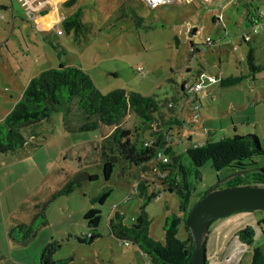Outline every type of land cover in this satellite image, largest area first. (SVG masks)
Masks as SVG:
<instances>
[{
	"label": "rangeland",
	"instance_id": "374dc122",
	"mask_svg": "<svg viewBox=\"0 0 264 264\" xmlns=\"http://www.w3.org/2000/svg\"><path fill=\"white\" fill-rule=\"evenodd\" d=\"M12 2L20 14L19 18L25 20V25L21 26L26 28L22 32L32 46V52L27 51L19 26L5 45L2 41L9 35L11 20L8 24L7 19L0 21V71L3 63L15 66L21 60L33 63L39 57L38 64L41 66H45L46 60L52 59L46 63L51 66L49 68L58 67L60 57L63 60L69 58L70 64L77 66L80 60L82 64H86L85 60L89 63L90 58L93 61V55L97 53L99 59L96 65L94 62L91 67H87L88 63L82 66L101 92L122 88L169 100L180 98L178 92L187 76V67L193 72H205L206 77L217 76V81L207 83L201 92L202 105L195 110L199 120L193 122V112L185 110V122L169 124L172 126L170 133L175 151L180 155L186 179L193 188L192 203L198 200L203 191L222 182L235 170L228 167L216 171L211 161L207 160L199 169L201 179H197L195 168L186 153L196 141L204 138L205 134H211L215 140H219L236 133L257 134L264 143V35L262 31L253 34L254 40L250 43L254 48L255 68L248 60L250 44L241 38L244 31L251 32L255 27L248 16L255 15L258 6L264 11V0H217L208 5L195 1L157 9L149 8L139 0H75L70 5L63 4L62 13L69 16L80 10L83 20L91 23L93 31L88 34V40L82 42L83 46L75 40L73 32H65L63 41L67 56L61 47L56 44L52 46L38 28L29 27L24 6L15 0ZM215 11L221 19L218 24L212 21ZM50 12L55 14V9L49 8ZM139 16L145 17L141 25L135 21ZM189 22L198 27L195 33L187 32ZM53 23L56 28L58 22ZM45 28L50 29L51 26ZM31 29L34 30L33 37L29 36ZM37 33L43 42L39 47L40 56H37L38 51L35 52L32 42L39 38ZM208 39L212 41L208 42ZM191 45L200 51L192 53ZM84 48L87 51L85 56ZM9 56L14 60L9 59ZM29 65L25 66L26 73L30 71ZM139 67L145 72H137ZM196 73L200 74L195 72L192 75L197 76ZM192 75L188 74L189 77ZM198 77L204 79V76ZM6 86V82H0V121L6 112H10V104L4 103L11 99ZM138 122V116L129 113L123 125L132 128ZM102 130L69 133L63 125V111L59 110L36 126L35 135L28 139L24 148L0 153V264H41L42 249L52 240L62 244L55 258L66 259L67 264H144V253L132 243L125 245L106 225L107 218L116 211L123 214V223L126 225L132 224L140 215L142 198L133 194L127 199L138 178L147 179L152 190L159 193L146 207L147 230L148 236L164 242L165 218L178 213L177 195L163 190L159 185L162 177L153 162L144 176L140 175L138 168H129L120 163L111 178L104 179L99 167L102 163L99 146L101 133L107 134L109 129ZM152 131H144L142 139L151 140ZM190 135L193 138L191 141L187 140ZM245 163L249 171L247 174H251L256 171L255 168L264 166V155ZM81 169L98 174L99 178L85 181L69 195L52 201L47 209L48 224L41 226L34 237L22 243L9 237L14 225L29 223L35 213V206L48 201ZM106 191H110V194L105 202L94 203ZM91 207L101 209V237L86 244L80 242L78 237L88 233L84 216ZM247 226L255 230L256 237L252 246L246 245V249L241 251V243L236 239L231 240ZM211 230L206 244L209 264H253L255 248L264 247V211L219 218ZM182 231L178 233L180 238Z\"/></svg>",
	"mask_w": 264,
	"mask_h": 264
},
{
	"label": "trees",
	"instance_id": "16d2710c",
	"mask_svg": "<svg viewBox=\"0 0 264 264\" xmlns=\"http://www.w3.org/2000/svg\"><path fill=\"white\" fill-rule=\"evenodd\" d=\"M74 1L66 0L64 5H70ZM261 11L262 9L256 8V14L248 18L254 23L253 18L258 20ZM135 21L141 25V16L136 17ZM60 24L62 30L73 32L78 42L86 40L88 34L93 31L91 23L83 20L80 10L66 16ZM260 31L264 35V29ZM242 41L250 44L253 39L251 41L242 39ZM191 46L195 52L200 51L198 47ZM248 60L255 68L254 48L251 44ZM136 70L139 72L138 69ZM189 79H184L180 84L178 92L180 98L174 97L172 100L122 88L103 93L97 88L88 72L77 66L60 63L58 67L45 69L31 78L21 99L0 121V153L15 152L24 148L28 139L35 135L36 126L41 121L50 119L51 115L59 110L63 111V125L69 133L109 129L107 134L101 133L99 146L102 161L99 167L104 179L109 180L120 163H124L129 168H138L140 175L144 176L153 162L162 177L159 185L163 190L175 193L178 197V213L167 215L164 221L165 240L156 241L148 236L146 207L159 193L152 190V185L147 179L138 178L127 199L129 200L133 194L142 198L140 215L132 224L126 225L123 223V214L116 211L106 220L110 232L125 245L129 246L132 243L138 247L144 253L146 264H187L192 254L193 241L186 225V217L207 190L199 195L196 202H191L193 188L186 179L185 167L180 162V155L175 151L170 133L172 126L169 124L184 122L183 119L186 117L183 118L184 111L189 112L191 109H184L190 97L185 91V83ZM129 113H135L139 118L137 125L132 128L123 125ZM179 118L182 120L179 121ZM149 129L153 130V138L144 141L142 133ZM191 139L193 138L190 135L187 140L191 141ZM195 144L200 145L195 146ZM195 144L189 147L186 153L195 168L194 174L197 179H201L199 169L207 160L211 161L216 171L233 167L245 172L247 171L243 170L246 168L245 161L264 155V143L257 134L235 133L219 140H215L211 134H205V137ZM160 152L168 158L167 161L162 159ZM239 174L229 179L225 186L249 182L264 183V167L252 179H248L247 172L245 174L239 172ZM98 178V174H90L84 169L79 170L54 192L48 201L35 206V213L29 223L19 222L14 225L9 231V237L17 243L34 237L41 226L48 224L47 209L52 201L69 195L80 188L85 181H94ZM109 194L110 191L104 192L94 203L103 204ZM84 219L89 230L85 236L78 237V240L91 244L101 237L99 231L102 220L101 209L91 207ZM182 229V238H180L178 233ZM236 235L243 243L249 246L254 244L255 230L250 226L241 229ZM61 247L59 241L48 242L42 249L40 263L67 264L68 260L55 258ZM253 264H264V247L255 248Z\"/></svg>",
	"mask_w": 264,
	"mask_h": 264
},
{
	"label": "crops",
	"instance_id": "0c3cea01",
	"mask_svg": "<svg viewBox=\"0 0 264 264\" xmlns=\"http://www.w3.org/2000/svg\"><path fill=\"white\" fill-rule=\"evenodd\" d=\"M8 1L7 0H0V12L4 14V18H1L0 17V21H3L5 19H7V24H8V21L11 20V30L8 33L9 35L2 42L5 43V45H6L8 43V41H9V39H10V35H13V33L16 30L17 26H19V28L21 29V34H22L23 38L25 39V43H26V46H27L26 49H27V51H29L31 53L32 52V46L28 43V41L26 40V37H25L24 33L22 32V29L23 28H26V27H22L21 26V25H23V26L25 25V20H24V18H21V19L19 18V15L20 14L15 10V7H14V4H13L12 0H10V2H8ZM15 1L18 4H21L17 0H15ZM214 1H217V0H213L210 3H203V2H200V3H202L204 5H208V4L213 3ZM64 2H65V0H50V3L48 4V6L46 7V10H45L46 15H47V18H45L44 22H42L40 25L38 24V21H41L43 19V17H38V16L30 17L28 15H27L28 17L27 16L26 17L29 18V20H30V21L28 20V24H29L28 26L29 27H31V28L32 27L38 28L39 31L43 32V34L45 35V39H47L48 41H51L52 46H53V44L58 45L59 47L62 48L63 54L66 53V56H67L68 53H67V50L65 49L66 47L64 45L65 44L64 43L65 41H63V36H64V34H65L66 31L63 30V33L62 34H57V28H58V26L55 28L54 27V23H53V22L57 21L58 22L57 25H59V23L67 16V15H64L62 13V11H61V7L64 4ZM184 2H186V1H184ZM184 2H181L179 4H182ZM176 5H178V3ZM167 6H174V4L167 3V4H164V5H161V6L156 7V9L157 8H162V7H167ZM49 8H54L55 9V14H54V12H50L49 13ZM257 8L258 9H261L259 6ZM152 9H154V8H152ZM54 15H55V17H54ZM218 16H219V13H216V11H215V14L212 17V21L214 23H216V24H218V23L221 22V19ZM141 18H142L141 24H143L145 17L141 16ZM49 25L51 26L50 29L45 28L46 26L48 27ZM187 26L190 27V29H188V27L186 29L187 32H189V33H191V32L192 33H195L198 30V27H196V25L193 24V23H190L189 22V23H187ZM33 33H34V30H32V29L29 30V36L30 37H33L34 36ZM38 34L39 33H37L36 35L39 37ZM68 34H70V33H68ZM17 37L18 36L15 35V38L16 39H17ZM40 39L41 38L39 37V38H37L36 41L35 40L32 41L34 43L33 46H34L35 52L38 51L37 56H40L41 55L40 54V51H39V47H41V45L43 44V42ZM87 40H88V38H87ZM84 41H86V40L79 41V45L80 46H83L82 42H84ZM20 47H22L21 44H20ZM54 49L58 52V49L57 48H54ZM83 50H84L83 51V55L85 56V53L87 52L86 51V48H84ZM191 51L193 53L194 49H192ZM81 57H82V55H81ZM10 58L13 59L12 56H9V59ZM40 58L41 57L35 59L33 63H31V61L30 62H27V61L21 60V61L17 62L15 64V66H13V65L11 66V64L4 65V63H3L2 68H1L2 71H0V82H3V83L6 82L8 84V86H6L5 89H7V90L10 91V97H11V99H10L9 102L4 101V103H9L10 104V111L14 107V105L21 99V97L23 95V92H24V90H25L28 82L30 81V79L33 78L34 76L38 75L44 69H48L49 67H51V66H47L46 63H50V61H52V59L46 60L45 66H41V65L38 64ZM91 59L92 58H90L89 63L85 60V63L86 64L88 63L87 64L88 65L87 67L93 66L94 65V62H95V65H96L97 60L99 59L97 53H94V55H93V61ZM10 61H12V60H10ZM69 61H70L69 58H66L65 60H63L61 57L59 58V63H64V64H67V65H72V64H70ZM82 63L83 62L80 60V63L77 66L83 69V66L82 65L85 66L86 64H82ZM26 64H30L29 65L30 66V71L28 73H26V69H25L26 68L25 67ZM49 65H51V64H49ZM73 65L75 66V64H73ZM195 72H198V71H195ZM195 72H193V70L190 67H187V72H186L187 76H186V78H190L188 76V74L192 75ZM6 111H9V110H6ZM6 113L8 114L9 112H6ZM7 114H4V115L6 116ZM5 116H3V118ZM183 118H184V115H183ZM185 118L183 119L184 122H185ZM240 213H250V212L249 211H246V212H239V213H235V214H240ZM235 214H232V215H235ZM230 216H228V217H230ZM215 222H213V224ZM234 239L238 240L236 238V236H234V238L231 241H234ZM231 243L233 244V242H231ZM240 243H241V245L239 244V246L241 247L240 250L241 251L243 249L245 250L246 249V245L244 243H242V242H240Z\"/></svg>",
	"mask_w": 264,
	"mask_h": 264
},
{
	"label": "water",
	"instance_id": "95a60500",
	"mask_svg": "<svg viewBox=\"0 0 264 264\" xmlns=\"http://www.w3.org/2000/svg\"><path fill=\"white\" fill-rule=\"evenodd\" d=\"M246 172L249 171L240 173ZM238 173H233L222 182ZM222 182L209 188L187 214L186 225L193 241L192 254L187 264H206L207 239L215 220L237 211H264V183L249 182L220 187Z\"/></svg>",
	"mask_w": 264,
	"mask_h": 264
},
{
	"label": "built area",
	"instance_id": "2783aa9c",
	"mask_svg": "<svg viewBox=\"0 0 264 264\" xmlns=\"http://www.w3.org/2000/svg\"><path fill=\"white\" fill-rule=\"evenodd\" d=\"M17 1L21 3L22 6H24L28 16L30 17L38 16V17H43V18L47 17L45 10L48 4L50 3V0H17ZM140 1L150 8H156L158 6H161L167 3L177 4V3L184 2V1L189 2V3H194L195 1L203 2V3H210L213 0H140ZM258 16H259L258 20H255V18H253L254 19L253 26H255L253 30L251 32L244 31L241 34V38L243 40L251 41L254 37L253 34L256 35L259 33L261 29H264V11L262 10ZM0 17L4 18V14L1 12H0ZM41 23H42L41 21H38L39 25ZM57 26H58L57 34H62L63 33L62 28L59 25ZM211 41H212L211 39H208V42H211ZM138 70L139 72H142V73L145 72L142 67H139ZM196 75L197 76L192 75L193 77L190 76V79L185 83V91L190 96L188 103H186V106L191 107V109L190 108L189 109L190 111L193 112V115H191L193 122H197L199 120V114L195 112V110H197L201 105V101L203 98V96H201L202 90L206 87L207 83L209 84L215 83L218 79L217 76H214V75H209L206 77L205 72H200V74L198 73ZM200 75L204 76V79L198 77ZM208 79L211 81H208ZM199 145L200 144H195V146H199ZM159 154L164 161L168 160V158L165 155H163L161 152ZM125 243L128 244V242H125Z\"/></svg>",
	"mask_w": 264,
	"mask_h": 264
},
{
	"label": "flooded vegetation",
	"instance_id": "af4514ba",
	"mask_svg": "<svg viewBox=\"0 0 264 264\" xmlns=\"http://www.w3.org/2000/svg\"><path fill=\"white\" fill-rule=\"evenodd\" d=\"M253 165L255 164V163H252ZM251 164V165H252ZM247 165V164H246ZM264 166H262V167H259L260 169L261 168H263ZM235 170L233 171V173H236V172H242L241 170H239V169H236V168H234ZM258 169V168H257ZM243 170H246V168L245 169H243ZM257 172H259V171H255V172H253V173H251V174H247L248 175V179H252V177L257 173ZM233 173H231V175L233 174ZM238 175H240L239 173H238ZM237 176V175H236ZM229 179H231V178H229ZM229 179H227V180H225L224 182H222L221 184H220V187H222V186H225L226 184H227V181L229 180ZM239 212H243V211H237V212H234V213H231V214H229V215H226V216H224V217H221V218H225V217H228V216H230V215H232V214H235V213H239ZM244 212H246V211H244ZM250 212V211H249ZM252 212V211H251ZM218 220V219H217ZM262 229V228H261ZM255 235H256V232H255ZM236 238L238 239V241H240V242H242L241 240H239V238H238V236L236 235ZM243 243V242H242ZM245 244V243H244ZM245 245H247V244H245ZM247 246H249V245H247ZM208 264H209V262H208Z\"/></svg>",
	"mask_w": 264,
	"mask_h": 264
}]
</instances>
